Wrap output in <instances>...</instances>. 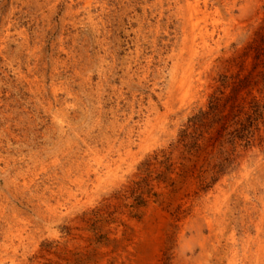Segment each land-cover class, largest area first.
<instances>
[{
  "label": "rangeland",
  "instance_id": "rangeland-1",
  "mask_svg": "<svg viewBox=\"0 0 264 264\" xmlns=\"http://www.w3.org/2000/svg\"><path fill=\"white\" fill-rule=\"evenodd\" d=\"M0 264H264V0H0Z\"/></svg>",
  "mask_w": 264,
  "mask_h": 264
},
{
  "label": "bare ground",
  "instance_id": "bare-ground-1",
  "mask_svg": "<svg viewBox=\"0 0 264 264\" xmlns=\"http://www.w3.org/2000/svg\"><path fill=\"white\" fill-rule=\"evenodd\" d=\"M197 5V4H196ZM204 6H205V3H204ZM206 7V6H205ZM200 9V8H199ZM205 9V8H204ZM204 11V10H203ZM209 12V11H208ZM215 21V20H214ZM195 23V22H194Z\"/></svg>",
  "mask_w": 264,
  "mask_h": 264
}]
</instances>
